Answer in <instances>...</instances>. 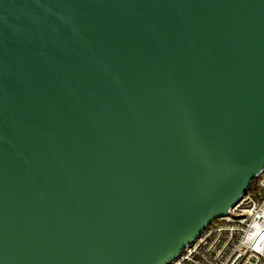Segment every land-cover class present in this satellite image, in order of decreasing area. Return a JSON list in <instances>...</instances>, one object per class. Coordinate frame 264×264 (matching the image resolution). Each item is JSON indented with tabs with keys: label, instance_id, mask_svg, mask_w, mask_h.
Listing matches in <instances>:
<instances>
[{
	"label": "water",
	"instance_id": "obj_1",
	"mask_svg": "<svg viewBox=\"0 0 264 264\" xmlns=\"http://www.w3.org/2000/svg\"><path fill=\"white\" fill-rule=\"evenodd\" d=\"M264 168V0H0V264H167Z\"/></svg>",
	"mask_w": 264,
	"mask_h": 264
},
{
	"label": "built area",
	"instance_id": "obj_2",
	"mask_svg": "<svg viewBox=\"0 0 264 264\" xmlns=\"http://www.w3.org/2000/svg\"><path fill=\"white\" fill-rule=\"evenodd\" d=\"M167 264H264V168L226 213Z\"/></svg>",
	"mask_w": 264,
	"mask_h": 264
}]
</instances>
